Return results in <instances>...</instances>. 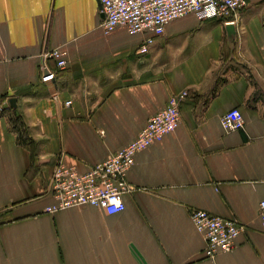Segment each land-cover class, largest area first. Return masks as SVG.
<instances>
[{"label": "crops", "instance_id": "0c3cea01", "mask_svg": "<svg viewBox=\"0 0 264 264\" xmlns=\"http://www.w3.org/2000/svg\"><path fill=\"white\" fill-rule=\"evenodd\" d=\"M101 8L0 0V264H264V0H247L235 35L221 19L189 13L145 54L152 33H105ZM56 48L67 51L65 69L44 57ZM45 65L56 78L44 83ZM183 90L176 130L135 156L123 211H47L59 162L88 171ZM234 107L245 127L225 131ZM194 209L245 225L236 247L208 258Z\"/></svg>", "mask_w": 264, "mask_h": 264}, {"label": "built area", "instance_id": "2783aa9c", "mask_svg": "<svg viewBox=\"0 0 264 264\" xmlns=\"http://www.w3.org/2000/svg\"><path fill=\"white\" fill-rule=\"evenodd\" d=\"M102 23L105 33L123 27L131 35L145 31L152 33L141 44L139 51L145 54L154 43V37L164 34L167 25L189 13L201 19H221L224 23L239 25L241 11L247 0H100ZM53 58L57 67L68 65L67 51L56 48L44 54ZM42 82L56 78V72L45 65ZM189 97L183 90L170 96L167 105L150 117L147 125L127 146L111 154L106 160L80 172L72 166L59 162L53 172L49 191L56 202L47 207L48 212L64 208L92 205L115 214L125 209L123 195L132 189L127 173L135 164L137 152L161 141L176 130L181 122V105ZM67 100L66 105H71ZM225 131H237L245 127V118L240 108L230 109L222 118ZM260 218L264 231V199L260 202ZM191 219L205 241V253L215 259L220 253H227L236 247V238L245 231V225L238 220L212 214L203 209H194ZM2 222L0 219V226Z\"/></svg>", "mask_w": 264, "mask_h": 264}, {"label": "trees", "instance_id": "16d2710c", "mask_svg": "<svg viewBox=\"0 0 264 264\" xmlns=\"http://www.w3.org/2000/svg\"><path fill=\"white\" fill-rule=\"evenodd\" d=\"M12 123H13L14 128H18L21 130L20 139L22 141L28 140L25 136V129L23 128L24 126H23V122L21 121V116H16L14 119H12Z\"/></svg>", "mask_w": 264, "mask_h": 264}, {"label": "water", "instance_id": "95a60500", "mask_svg": "<svg viewBox=\"0 0 264 264\" xmlns=\"http://www.w3.org/2000/svg\"><path fill=\"white\" fill-rule=\"evenodd\" d=\"M227 32L228 34L231 35H235L236 34V25L231 23V24H227ZM10 105L11 107L15 108L17 106V98L16 97H12L10 98Z\"/></svg>", "mask_w": 264, "mask_h": 264}]
</instances>
